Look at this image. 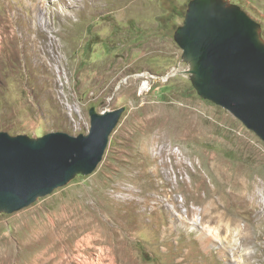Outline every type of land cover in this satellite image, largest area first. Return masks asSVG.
Wrapping results in <instances>:
<instances>
[{"label": "rangeland", "instance_id": "obj_1", "mask_svg": "<svg viewBox=\"0 0 264 264\" xmlns=\"http://www.w3.org/2000/svg\"><path fill=\"white\" fill-rule=\"evenodd\" d=\"M189 1L0 0V132L77 137L122 109L91 173L0 213V264H264V219L213 212L223 168L264 186V142L192 86ZM226 1L264 40V0Z\"/></svg>", "mask_w": 264, "mask_h": 264}, {"label": "water", "instance_id": "obj_2", "mask_svg": "<svg viewBox=\"0 0 264 264\" xmlns=\"http://www.w3.org/2000/svg\"><path fill=\"white\" fill-rule=\"evenodd\" d=\"M174 41L197 94L220 106L264 142V40L260 26L226 0H190ZM122 109L90 110L87 135L42 138L0 132V213L91 173L102 159Z\"/></svg>", "mask_w": 264, "mask_h": 264}, {"label": "bare ground", "instance_id": "obj_3", "mask_svg": "<svg viewBox=\"0 0 264 264\" xmlns=\"http://www.w3.org/2000/svg\"><path fill=\"white\" fill-rule=\"evenodd\" d=\"M249 168V167H248ZM240 164L237 172L223 168L220 173V182L228 189L229 198L226 202L219 197L213 202V212L220 218L233 219L235 225L239 220L238 217L246 211H251V219L263 221L264 219V186L262 178L257 172L248 169ZM251 168V167H250ZM222 195V192L220 191ZM259 198V200H258ZM219 206H222L224 211H219ZM245 230V227L243 228ZM242 233V231H241ZM244 237L245 233L242 234Z\"/></svg>", "mask_w": 264, "mask_h": 264}, {"label": "built area", "instance_id": "obj_4", "mask_svg": "<svg viewBox=\"0 0 264 264\" xmlns=\"http://www.w3.org/2000/svg\"><path fill=\"white\" fill-rule=\"evenodd\" d=\"M148 86H149V83H148V81H145V87H143V90L147 91V89H148Z\"/></svg>", "mask_w": 264, "mask_h": 264}]
</instances>
